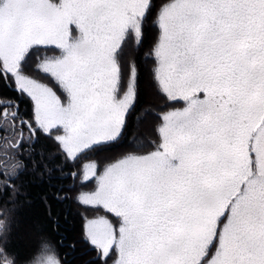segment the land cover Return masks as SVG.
Here are the masks:
<instances>
[{"label": "snow or ice", "instance_id": "snow-or-ice-1", "mask_svg": "<svg viewBox=\"0 0 264 264\" xmlns=\"http://www.w3.org/2000/svg\"><path fill=\"white\" fill-rule=\"evenodd\" d=\"M27 214L44 264H264V0H0V264Z\"/></svg>", "mask_w": 264, "mask_h": 264}, {"label": "trees", "instance_id": "trees-1", "mask_svg": "<svg viewBox=\"0 0 264 264\" xmlns=\"http://www.w3.org/2000/svg\"><path fill=\"white\" fill-rule=\"evenodd\" d=\"M35 195V192H33ZM57 205L53 202V211L57 210ZM62 212L63 209L61 208ZM63 223V221H61ZM42 238H47L53 242V244H58L57 237L49 225L45 224L42 232L38 231L35 227L34 217L31 214L24 216L21 227L17 233V238L13 242V251L16 254L15 264H36L43 258L42 250L40 248L33 250L38 246ZM73 237L69 235V239L66 240L65 247L59 249L61 253V258H63L64 253H68L69 264H85V261L89 259L88 255H82L81 250L77 249L75 253L71 252L70 248L67 247L72 242Z\"/></svg>", "mask_w": 264, "mask_h": 264}, {"label": "rangeland", "instance_id": "rangeland-1", "mask_svg": "<svg viewBox=\"0 0 264 264\" xmlns=\"http://www.w3.org/2000/svg\"><path fill=\"white\" fill-rule=\"evenodd\" d=\"M36 264H44V257L41 259V261H38Z\"/></svg>", "mask_w": 264, "mask_h": 264}]
</instances>
